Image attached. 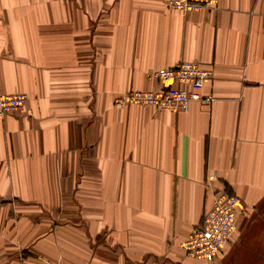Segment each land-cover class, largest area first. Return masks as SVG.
<instances>
[{
	"label": "crops",
	"instance_id": "obj_1",
	"mask_svg": "<svg viewBox=\"0 0 264 264\" xmlns=\"http://www.w3.org/2000/svg\"><path fill=\"white\" fill-rule=\"evenodd\" d=\"M182 62L212 70L211 104L116 103ZM18 93L0 117V264H264V0H0V94ZM219 187L239 198L233 233L189 258Z\"/></svg>",
	"mask_w": 264,
	"mask_h": 264
},
{
	"label": "built area",
	"instance_id": "obj_2",
	"mask_svg": "<svg viewBox=\"0 0 264 264\" xmlns=\"http://www.w3.org/2000/svg\"><path fill=\"white\" fill-rule=\"evenodd\" d=\"M167 8L181 12H199L218 6V0H160ZM212 70H205L196 63L182 62L169 69H159L151 77L166 82L158 91H131L116 99L120 105L150 106L157 111L178 112L187 110L191 102L204 105L214 101L212 95H203L204 83L211 79ZM178 84L179 87L174 86ZM25 94H0V117L20 110L26 103ZM217 178L208 177L211 183ZM239 198L224 187L215 188L211 208L201 223L192 229L180 250L189 258L213 262L230 239Z\"/></svg>",
	"mask_w": 264,
	"mask_h": 264
},
{
	"label": "rangeland",
	"instance_id": "obj_3",
	"mask_svg": "<svg viewBox=\"0 0 264 264\" xmlns=\"http://www.w3.org/2000/svg\"><path fill=\"white\" fill-rule=\"evenodd\" d=\"M60 206H62L61 202L59 203ZM91 233L93 234V228L91 229Z\"/></svg>",
	"mask_w": 264,
	"mask_h": 264
}]
</instances>
